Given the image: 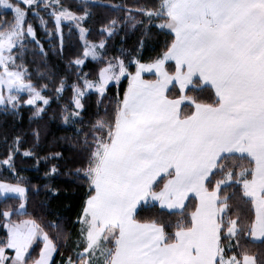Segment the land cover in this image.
<instances>
[{
	"label": "snow or ice",
	"instance_id": "6c2138e0",
	"mask_svg": "<svg viewBox=\"0 0 264 264\" xmlns=\"http://www.w3.org/2000/svg\"><path fill=\"white\" fill-rule=\"evenodd\" d=\"M100 6L124 15L98 21L105 39L96 43L88 25ZM0 9L12 13L0 20V110L15 117L26 106L43 118L70 90L57 113L72 132L70 157L52 159L78 162L69 174L86 187L70 232L62 218L29 215L25 181H0V194L20 201L0 211V264H264V251L248 247L264 244V0H80L75 10L65 0H0ZM73 26L83 51L67 56ZM129 29L141 31L139 47L105 59L108 42ZM153 30L165 39L145 58ZM50 54L71 72L49 66ZM88 58L105 65L95 79L83 71ZM124 77L127 88L109 97ZM92 90L96 111L85 119ZM22 143L15 136L0 159L14 175Z\"/></svg>",
	"mask_w": 264,
	"mask_h": 264
},
{
	"label": "trees",
	"instance_id": "16d2710c",
	"mask_svg": "<svg viewBox=\"0 0 264 264\" xmlns=\"http://www.w3.org/2000/svg\"><path fill=\"white\" fill-rule=\"evenodd\" d=\"M93 3L98 5H134L137 0H92ZM67 6H71L72 10L76 9V6L80 3V0H65ZM139 3H144V0H139ZM93 19L88 25L91 29V35L88 39L92 42L99 43L101 39L105 37L99 34L101 25L98 21L107 18H116L124 13L119 11H113L107 7H95L92 9ZM12 19L11 13L0 12V20ZM29 22L36 28L39 38L42 42L48 40V37L44 35V29L40 26L39 20H35L29 15ZM47 19V17H45ZM52 25H48V29L51 30ZM65 35L67 37L68 29L65 28ZM141 31H132L131 29L125 33L121 32L118 37L112 38L108 42L107 56L105 59H110L113 56H120L121 49H125L127 53H132L134 48H138L137 41L141 39ZM145 41L144 51L141 53L145 58L155 54L153 49L159 50V46H162L164 37L157 35L156 30L143 37ZM123 41V42H121ZM81 46L78 33L73 27V34L68 40L67 47L65 49V55L71 56L73 53H78ZM30 51L33 46H28ZM47 47V45H46ZM125 58L126 63H129L131 71H135V65L130 63L128 57ZM132 59L138 58L135 54H132ZM29 63L25 65L29 71L33 74L34 80L37 78L38 64H33L31 61L33 57L29 55L27 57ZM37 61L41 58L37 57ZM49 66H54V70H62L65 73H70L71 69L67 66V60L64 56L50 54L47 59ZM105 65L98 60H87L86 66L83 68L85 73H92L91 78L95 79L99 69ZM153 78L148 76L147 79ZM72 80H75V76H72ZM46 81H40L41 84ZM127 78H123L119 85L112 84L109 86L108 96L111 97L113 93L117 91L119 87L121 90L127 88ZM71 98L70 90L64 93V99L57 103H52L47 115L43 118H33L32 111L28 107H22L18 116L5 115L0 110V159L5 156L7 145H11L13 138L20 135L22 138V146L20 147V154L15 157L16 171L18 175H14L9 171H6L4 167H0V181L9 183H16L18 180L26 182L23 186L33 189L29 193L28 203L26 205L29 215H35L47 223L56 219H61V223L70 232L73 231L72 225L68 223L70 220H74L76 213L79 211V205L81 197L86 191L84 182L76 179L69 173L74 167H79L78 162H73L71 159L67 160H54L53 155L57 152H63L66 158L70 157V153L66 151L65 136H71V129L65 126L57 114L59 108L67 104ZM97 96L95 93H91L87 99L88 111L85 119L88 118L94 111H96ZM107 103V101H105ZM39 131V136H35L34 133ZM7 140V144L5 143ZM31 150L34 153L32 157H24L23 152ZM53 165H58L59 172L57 174H51L50 169ZM46 173H49L47 176ZM75 181V182H73ZM39 187L40 191L37 194L35 189ZM50 189H58L59 192L49 191ZM20 201L15 197H1L0 196V211L5 209H12L18 207ZM14 219L17 217H13ZM26 218V217H19ZM3 229L0 228V236L3 235ZM50 234L55 235L54 230L49 229ZM248 247L253 251H264V244L260 241L252 243L248 242ZM63 250V249H62ZM60 257L57 256L56 260L59 262Z\"/></svg>",
	"mask_w": 264,
	"mask_h": 264
},
{
	"label": "rangeland",
	"instance_id": "374dc122",
	"mask_svg": "<svg viewBox=\"0 0 264 264\" xmlns=\"http://www.w3.org/2000/svg\"><path fill=\"white\" fill-rule=\"evenodd\" d=\"M0 12H4V10L3 9H0ZM7 13H11V12H7ZM12 14V13H11ZM74 27V26H73ZM82 51H83V49H82V42H81V46H80V48H79V51H78V53L77 54H79V53H82ZM88 60H92L91 58H88ZM148 76H151L150 74H148V73H145L144 74V77H145V79L148 77ZM125 78V77H124ZM123 79V78H122ZM121 79V80H122ZM115 82H112V84H114ZM91 93H95L94 92V90H92V92ZM25 96H26V94H25ZM0 196L1 197H5L3 194H0ZM9 197H14V195L13 194H9ZM256 241H259V240H256Z\"/></svg>",
	"mask_w": 264,
	"mask_h": 264
},
{
	"label": "crops",
	"instance_id": "0c3cea01",
	"mask_svg": "<svg viewBox=\"0 0 264 264\" xmlns=\"http://www.w3.org/2000/svg\"><path fill=\"white\" fill-rule=\"evenodd\" d=\"M147 79V78H146Z\"/></svg>",
	"mask_w": 264,
	"mask_h": 264
}]
</instances>
